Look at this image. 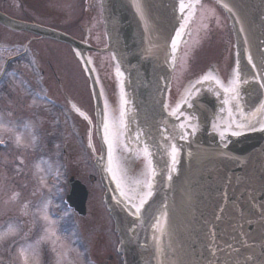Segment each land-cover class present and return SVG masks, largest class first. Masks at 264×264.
Wrapping results in <instances>:
<instances>
[{
	"label": "water",
	"instance_id": "1",
	"mask_svg": "<svg viewBox=\"0 0 264 264\" xmlns=\"http://www.w3.org/2000/svg\"><path fill=\"white\" fill-rule=\"evenodd\" d=\"M215 1L226 11L232 25L242 80L241 103L246 111H252L264 102V87H261L264 84V0ZM140 2L148 31L133 7V0H101L108 39L107 47L102 49L81 43L59 30L17 21L1 12L0 23L68 42L80 52L95 101L100 141L96 164L124 264H264V131L257 125L255 131L245 130L240 136L226 133L222 139L213 123L222 128L229 117L222 103L223 92L211 82L197 85L199 91L192 100L193 107L183 106L176 117L166 112L165 93L177 54L173 60L171 39L181 21L178 0ZM90 49L115 54L124 76L129 129L132 134L137 130L145 133L142 142L146 141L154 153L158 175L142 222L128 215L116 202L120 199L119 193L105 170L103 104L86 57ZM101 56L97 57L102 63L110 57L107 53ZM244 79L248 80L247 84L243 83ZM190 120L198 125V130L192 133L189 128L188 135L179 138V124ZM165 134L174 137L171 142L179 148L171 179L168 178L171 162L164 152ZM71 197L79 199L76 193L68 198ZM84 197L82 192L81 202ZM161 212L167 214L166 231L156 241L153 224ZM157 243L162 250L159 254Z\"/></svg>",
	"mask_w": 264,
	"mask_h": 264
},
{
	"label": "rangeland",
	"instance_id": "2",
	"mask_svg": "<svg viewBox=\"0 0 264 264\" xmlns=\"http://www.w3.org/2000/svg\"><path fill=\"white\" fill-rule=\"evenodd\" d=\"M58 1L61 2L58 4ZM63 1L67 5L64 10ZM37 12L33 22L79 40L84 39V34H80L81 20L78 19V8L74 0H39ZM222 22V14L215 2L204 0L197 7L189 37L182 46L174 71L171 99L183 93L184 86L195 77V71H198L196 65L202 64L203 56L210 54V46L219 45ZM0 30L13 32L2 26ZM2 35L8 42H12L9 33ZM37 40L35 46L48 54L62 85L74 95L82 96L86 103H90L88 80L75 50L64 42L39 38ZM0 52L4 56L15 53L14 50ZM215 75L225 84L228 83L224 77L216 73ZM32 89L41 93L42 87L34 86ZM7 91L8 94L0 98V264H25L20 255L21 248L27 249V264H91L87 258L89 252L81 251L82 248L79 247L83 242L80 235H77L74 245L64 241L68 233L64 229L65 225L75 218L60 204V198H55L56 193L52 195L54 188L47 181V177L53 172L59 177L65 170L77 169L87 181L86 176L90 170L88 161L93 160V156L88 154L86 146L82 143L79 145L75 136L63 134L62 129L58 131L55 119L52 121L47 117V104L36 101L35 96H26L19 81L10 82ZM31 111L36 112L34 118L32 114H26ZM18 135L22 137L19 144L16 141ZM94 143L97 149L96 139ZM56 161L74 163L59 168ZM59 180L62 178L55 179V186ZM48 201H51L47 209L52 221L50 225L41 218L44 214L43 206ZM30 203H34L33 207ZM10 227L11 232L8 231ZM46 228L55 235H49ZM105 230L110 234L109 228ZM4 233L8 234L5 236Z\"/></svg>",
	"mask_w": 264,
	"mask_h": 264
},
{
	"label": "snow or ice",
	"instance_id": "3",
	"mask_svg": "<svg viewBox=\"0 0 264 264\" xmlns=\"http://www.w3.org/2000/svg\"><path fill=\"white\" fill-rule=\"evenodd\" d=\"M200 4L201 0H178V11L182 22L175 31V37L171 39V54L173 60H175V54L177 53L179 44L182 42V37L192 22L197 7ZM224 6L227 7V5ZM133 7L136 9L138 16L145 23V31H148L145 11L140 0H133ZM228 10L231 11L230 8ZM251 62L250 57L249 63ZM116 75L118 79L123 75L120 72L118 65L116 68ZM205 82L214 83L224 94L222 103L226 106L229 119L224 123L222 128L216 123H213L214 130L219 132L222 139L226 133L232 136H240L245 130L255 131L257 125H259V130L264 131V102L260 103L259 106L252 111L245 110L241 103L242 95L240 86L242 80L238 68L233 70L231 79L227 84L217 76H214L212 72L197 79L185 90L181 101L172 108L168 114L172 117H176L178 113H181L183 106L187 105L189 108L193 107L192 100L199 91L197 85H202ZM243 83L247 84L248 80L244 79ZM261 87H264V84H261ZM127 103L128 101L125 99V93L121 81L119 114L114 115L111 112L107 101H105V106L102 110L101 128L103 131V142L107 146L105 170L111 176L116 185V190L119 193L120 199L116 202L123 206L128 215L134 217L137 221L142 222L145 205L148 204L154 194L158 169L153 161L154 153L151 146L146 141L141 142L145 133L137 130L135 136H129L130 129L127 119ZM164 108L168 109V105L165 104ZM76 111L79 112L78 109ZM79 114L84 117V119H88V117L84 116L82 112H79ZM89 123H91L90 120ZM189 128L192 133H195L198 130V125L191 120L188 121L187 124H179L177 129V135L179 138L184 139L188 135ZM166 132L167 129H165V133ZM90 135L91 134L89 133V136ZM173 138L174 137L167 134L163 136L167 145L164 147V152L171 162L168 166L169 179H171V173L175 171V165L179 156V148L175 143L171 142ZM21 139L22 137L19 135L16 137L18 144L21 142ZM33 142H35V137H33ZM133 143L135 144V147H133ZM89 147H91V143L89 144ZM103 159L104 157L102 156L101 160ZM137 160H143L144 163L138 172H134L133 168ZM49 204H51V201L44 204L42 210L44 214L41 218L50 225L52 221L47 214ZM25 207H27V205H25ZM166 215V212H161L160 216L156 218V221L153 224V239L156 241H159L160 236L165 234ZM8 231H12L11 227ZM45 231L51 236L55 235V233L51 232L48 228H46ZM7 234L8 233H4L3 235L6 236ZM41 239H44V237ZM26 251L27 249L25 248L20 249V255L24 258L25 264H27V256L25 255ZM161 251L159 243H157V253L159 254Z\"/></svg>",
	"mask_w": 264,
	"mask_h": 264
},
{
	"label": "flooded vegetation",
	"instance_id": "4",
	"mask_svg": "<svg viewBox=\"0 0 264 264\" xmlns=\"http://www.w3.org/2000/svg\"><path fill=\"white\" fill-rule=\"evenodd\" d=\"M39 0H0V11L3 13L22 20L26 22H33L36 17L37 5ZM43 2V0H40ZM75 4H77L78 8V19H82L85 24L89 22V27L93 25V22L96 20L97 14L99 13V0H74ZM61 1H58V4ZM65 1L62 3V8L67 9V5H65ZM97 29L100 28L99 22H96ZM222 36L223 38L221 46L215 47L211 53L213 56L215 55V60L213 65L218 68L221 67L222 64L226 63V57L230 56L232 48H231V29L227 22H222ZM6 29V28H4ZM84 35H89L93 39H97L100 36L104 39L101 33L97 31L92 32V29L86 30L83 28ZM3 33H0V51H16L14 54H10L8 57L3 58L4 66H9V73L11 75H24L27 77H31L32 79L24 80L25 85L29 87L34 86H53L54 83H58L61 81L57 72L54 71L53 64L51 60L48 58V54L44 53L45 50L39 49L35 46L37 39H41L40 37L33 34H23L18 38L12 39V42H8ZM7 34V33H6ZM232 57V54H231ZM233 63L232 59H229L230 63ZM3 73V72H2ZM1 80V75H0ZM3 88L0 82V95L2 94ZM63 92V98L56 99L57 107H48V115L53 120L55 116H61L63 121L62 126L64 129V133L73 134L79 137V139L83 140L86 135L89 136V133L92 136L94 126L89 123V114L87 110V105L82 96H70L65 91ZM116 94V87L110 88L109 99L110 108H113V99ZM79 112H82L84 116L88 117V119H84ZM91 121V120H90ZM65 167L69 165V161H63ZM143 166V163H141ZM70 167V166H69ZM89 167V166H88ZM76 168V167H75ZM141 169V167H140ZM139 169V170H140ZM138 170V171H139ZM67 177V183L65 185V189L69 190L68 178L73 176L74 179H77L86 185L88 194L86 199V213L83 218H87L88 220L82 221L73 209L67 207V209L71 212L70 214L75 218L72 223V229L70 224L68 225L69 231L73 232L74 236L79 234L81 235V239L85 244L84 249H88V256L90 259L93 257L103 255V264H122L121 255L117 250V240L116 236L114 237L111 233L106 234L105 227L108 225V216L102 209V186L100 181L92 173L88 172L87 181H85L84 176L80 174V172L76 170H68L64 172ZM84 250V251H85Z\"/></svg>",
	"mask_w": 264,
	"mask_h": 264
}]
</instances>
